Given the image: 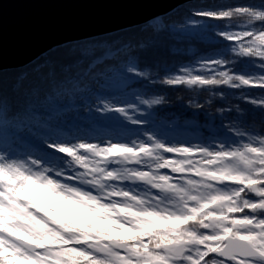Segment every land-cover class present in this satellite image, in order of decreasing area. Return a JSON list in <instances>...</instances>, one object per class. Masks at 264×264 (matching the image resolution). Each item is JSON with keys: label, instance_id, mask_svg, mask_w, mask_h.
Masks as SVG:
<instances>
[{"label": "snow or ice", "instance_id": "1", "mask_svg": "<svg viewBox=\"0 0 264 264\" xmlns=\"http://www.w3.org/2000/svg\"><path fill=\"white\" fill-rule=\"evenodd\" d=\"M193 15L216 21H230L241 16L254 19V24L230 25L231 31L215 33L218 39L227 40L234 48L239 46L242 56L248 57L251 64L240 66L239 61H233L237 67L231 68L225 59L227 51L220 48L214 50L219 59L210 61V64L223 69L222 74L225 76L231 75L239 80L243 88L264 91V74L254 75L256 71L264 72V51L245 49L238 40L243 37V41L249 44L264 46V0L257 5L223 3L216 7L196 8ZM160 19L157 17L158 23ZM183 35L196 38L200 33L194 28H187ZM153 46L133 49L131 44H117L114 47L110 43L92 47L86 44L84 53L71 56L70 61L63 65L70 70L72 66L80 65L88 58L83 73L75 72L70 77H64L58 74L57 69L49 72L45 65L44 68L37 69L31 79L24 76L12 81L0 80V173H3V179H0V216L4 220L3 225H0V264H20L24 259L39 261L41 257L60 259L56 254L62 251L61 248L52 246L54 241L45 239L41 228L46 226L54 230L53 235L59 234L70 241L74 236L63 232L54 223L55 215L50 209H55L64 216L88 214L85 209L77 207L74 200L68 199L74 192L81 190L69 191L64 183L67 177L58 173L34 174L30 170L32 164L50 161L58 154H67L73 148L85 146L83 143H71L72 140L81 139L83 130L69 127L59 119V113L53 118L52 113L45 111L44 106L55 101L57 107L62 109L65 104L61 101L75 100L80 114L88 118L87 127L92 129L84 135L91 136L96 131L103 133L111 129L108 133L110 136H127L128 126L118 116L112 115L118 109L111 101L137 103L136 96L141 86L133 85L130 81L143 80V69L155 66V63L148 64V57L144 55ZM118 56L122 59H117ZM101 66H104L102 70L97 71ZM197 79L208 84L216 83L203 81L202 77L189 83H195ZM96 80L104 86L103 91L95 87ZM169 86L175 87L177 84L169 82ZM243 99L247 101V105L240 104L242 110L238 112L229 109L227 118L235 119L242 127L252 128L254 131L249 120L259 116L264 125V99ZM146 115L152 116L153 113ZM149 123H154V120ZM220 127L235 136L247 135L246 132L229 130L223 121L220 122ZM225 139L231 140V137ZM249 139L259 141V144H244L242 150L216 154L240 162L245 171L232 170V175L248 180H262L264 171L257 173V169H264V136H249ZM167 147L171 148L170 145ZM131 148L132 145H129V149ZM172 155L174 153L169 151V157ZM49 186H52L51 192L48 191ZM258 187L264 188V184ZM240 189L244 190L240 192L242 196L247 192L246 207L240 212H229L227 216H222L220 207L208 206L213 200L219 201V196L205 199L198 196L194 189H185L182 185L176 187L173 196L183 207L181 214L167 210L165 213L148 214L165 215L168 223H175L178 228L184 229L200 221L205 231L193 234L194 243H185L182 239L166 240L169 248L148 250L165 254L170 264H264V195H258L253 187L245 188L244 184L236 185V190ZM161 190L165 189L157 188V191ZM198 213L207 219L201 220ZM213 213L215 216L209 215ZM101 226L109 227V223ZM167 226V223H162L157 227ZM150 231L151 229H146V232ZM146 232L132 231V225L129 224L127 235L112 232L114 242L106 241L107 247L68 243L64 248L82 249L97 264H140L147 257L139 255L133 245L141 244L136 239L141 236L146 245L150 239ZM43 244L49 247L38 246ZM193 247L196 249L195 253L192 251Z\"/></svg>", "mask_w": 264, "mask_h": 264}, {"label": "trees", "instance_id": "2", "mask_svg": "<svg viewBox=\"0 0 264 264\" xmlns=\"http://www.w3.org/2000/svg\"><path fill=\"white\" fill-rule=\"evenodd\" d=\"M261 0H193L184 3L170 13L160 16L159 23L157 19L153 23L146 25H139L136 27L124 29L103 37L76 41L67 43L61 47H57L43 57L39 58L33 64L23 67L19 70L5 71L0 74V80L12 81L24 76L31 79L35 75L37 69L44 68L47 65L49 72L58 70V74L64 77H70L73 73H83L88 62V58L80 65H74L69 70L68 67L63 66L70 61L71 56L84 53L86 51V44L88 47L95 45L115 46L131 44L133 49H138L140 46L149 47L151 51L145 53L148 57L147 63L154 64L153 67H146L143 69V80L130 81L133 85L139 84L141 86L139 94L136 96L137 103L128 102L129 106L134 105L133 113L138 121H141L149 132V138L164 140H176L177 142H189L191 140H198L204 146H211L215 142L227 143L232 141L235 136L234 133L225 131L220 127V122L229 130L235 129L241 132H246L247 135H261L264 136V125L261 124L259 116L250 118L249 123L253 125L252 128H244L239 121L235 119H228L229 109L232 112L241 111V105H247L244 97H252L256 99H264V91L252 88H243L239 80L233 78L231 75L225 76L224 72L219 66L210 64V61L219 59L214 50L217 48L227 51L225 59L231 68L237 67L233 61H239L240 66L251 64L248 57L241 54L239 46L233 47L227 40L218 39L215 36L217 32L231 31L230 25L255 23L254 19L249 16H241L230 21H216L207 17L195 16L193 12L196 8L201 7H216L223 3H231L233 5H257ZM196 29L200 35L196 38H189L183 35L187 29ZM243 43L245 49L253 48L255 51H264V46L257 47L243 41V37L238 38ZM49 54V55H48ZM117 59H122L118 56ZM114 63V62H113ZM104 66L98 68L97 71L102 70ZM264 72L256 71L254 75L259 76ZM183 75V77H181ZM202 77L203 81H216L215 84H208L197 79L195 83H189ZM169 82H175L177 86H169ZM53 105V107H52ZM52 105H45V111L52 108V115L58 114L56 102ZM130 108V107H129ZM153 113L152 116H147V113ZM154 120V123H149ZM141 128V130H142ZM133 130H137L132 128ZM215 136L213 139L212 137ZM231 137V140L225 138ZM239 138V136H237ZM264 184V180H262ZM137 184V183H136ZM257 185L251 186L259 194L262 191L264 195V188H259L261 184L258 181ZM138 185H142L138 182ZM251 185V184H250ZM135 186V184H132ZM144 191V189H143ZM146 194H150L147 192ZM151 191V190H149ZM152 192V191H151ZM159 192V191H158ZM157 192V194H158ZM153 193V192H152ZM247 192L243 195L245 198ZM108 203V201H107ZM178 207L177 203H171V206ZM246 207V203L239 206L236 212L242 211ZM201 216V220L205 216ZM65 224H68L66 222ZM168 229L157 231L153 229L147 233L150 237L148 243L143 244L144 238L136 237L141 241V244H135L137 251L141 256H146L147 259L142 260L140 264H155V258L159 254L158 251H149L148 249H161L160 243L165 240H175V236L179 239L188 241L187 235L183 231V227H177L173 231L169 226L173 223H167ZM63 232L71 233L68 228L58 225ZM170 228V229H169ZM163 229V228H160ZM187 229L196 231H204L203 223L198 221L192 223ZM82 232V231H80ZM92 233H80V236L75 235V241L69 243H77L84 246L100 244L103 235L99 231ZM109 235V234H108ZM58 245L61 252L56 255L60 259H50L46 262L40 259L39 261L22 260L20 264H97L90 254L85 253L79 248H64V245ZM46 247L49 245L44 244ZM56 246V245H54ZM157 264V263H156Z\"/></svg>", "mask_w": 264, "mask_h": 264}, {"label": "rangeland", "instance_id": "3", "mask_svg": "<svg viewBox=\"0 0 264 264\" xmlns=\"http://www.w3.org/2000/svg\"><path fill=\"white\" fill-rule=\"evenodd\" d=\"M146 24L148 23L141 25ZM94 85L98 90L103 91L104 86L100 81L96 80ZM61 103H64L65 107L58 109L59 119L69 127H78L83 130L81 139L72 140L71 143L76 145L83 143L85 146L73 148L67 154H58L50 161L32 164L30 170L34 174L41 175L58 173L67 177L64 183L69 191L81 190L74 192L68 199L74 200L77 207L85 209L88 213L86 216H64L55 209L50 211L55 215L54 223L68 228L73 236H80V233L85 234L91 231L92 233L99 231L103 234L107 231L109 235H103L105 240L97 246L107 247L106 241L114 242L113 231L127 235L129 224L132 225V231L136 232H146V229L154 228H158L157 231L168 229V227L163 229L157 227L162 223H168L165 215H149L148 213H165L167 210L181 214L183 207L173 196V191L178 186L194 189L198 196L205 199L219 196L221 198L219 201L213 200L208 206L220 207L221 215L227 216L229 212H236L239 206L246 203L245 198L240 195V192L244 190L237 191L236 185L244 184L245 188H248L257 185V181L263 183L264 179L248 180L232 175V170L245 171L240 162L216 154L236 149L242 150L244 144H259V141L249 139V136L254 135L249 134L239 138L232 136L234 139L230 142H215L207 147L196 139L184 143L170 139L164 140L162 136L161 139L154 140L148 137L150 134L146 128H142L144 124L136 119L133 113L134 105L129 106L128 102L113 100L111 103L118 111L113 112L112 115L118 116L127 124L129 134L118 138L110 136L108 133L112 130L109 129L103 133L96 131L94 135L89 136L84 135L92 131L87 127L88 118L80 114L76 101H61ZM49 112L52 113V108ZM56 117L57 114L53 118ZM129 145H132L131 149ZM169 145L171 148L167 147ZM200 150L208 151L201 156H195L194 153ZM169 151H172L174 155L169 157ZM261 171L264 169H257V173ZM165 176H167L166 179ZM0 179H3V173H0ZM138 182L142 185H138ZM158 187L165 190L158 192ZM143 189L145 192L148 190L150 194H146ZM48 191H52V186L48 187ZM259 194L262 195V191H259ZM171 203H177L178 207H169ZM198 215L202 214L198 213ZM209 215L215 216L214 213ZM66 222L68 224H65ZM106 222L109 223V227H102L101 224ZM3 223V216H0V225ZM174 225L175 223L169 227L176 231L178 228ZM53 231L46 226L41 228L44 238L54 241L52 246L77 240L70 241L59 234L53 235ZM183 233L189 238L188 241L194 243L193 234L202 233V231L186 229ZM175 237V240L179 239L178 235ZM38 246L46 247L44 244ZM159 246L161 249L170 247L166 240ZM133 248L137 251L135 245ZM192 251L195 253V247ZM137 253L140 255L139 251ZM41 259L46 262L50 257H41ZM154 263L170 264V261L165 254L159 252Z\"/></svg>", "mask_w": 264, "mask_h": 264}, {"label": "water", "instance_id": "4", "mask_svg": "<svg viewBox=\"0 0 264 264\" xmlns=\"http://www.w3.org/2000/svg\"><path fill=\"white\" fill-rule=\"evenodd\" d=\"M190 1L0 0V70L26 67L73 41L150 23Z\"/></svg>", "mask_w": 264, "mask_h": 264}, {"label": "bare ground", "instance_id": "5", "mask_svg": "<svg viewBox=\"0 0 264 264\" xmlns=\"http://www.w3.org/2000/svg\"><path fill=\"white\" fill-rule=\"evenodd\" d=\"M193 1V0H192ZM166 15V14H165ZM163 16V15H162ZM160 17V16H159ZM156 20V19H155ZM154 20V21H155ZM154 21H152V22H150V23H153ZM83 40H85V39H83ZM73 42H75V41H73ZM73 42H71V43H73ZM48 52H45V54H47ZM44 56V55H43ZM42 56V57H43ZM41 58V57H40ZM37 61V60H36ZM33 64V63H32ZM19 69H21V68H13V67H10V68H5V69H3V70H0V74H3L5 71H13V70H19ZM52 105V104H51ZM47 112H49V111H47Z\"/></svg>", "mask_w": 264, "mask_h": 264}]
</instances>
